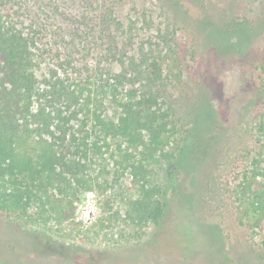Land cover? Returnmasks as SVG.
Wrapping results in <instances>:
<instances>
[{"label": "trees", "instance_id": "obj_1", "mask_svg": "<svg viewBox=\"0 0 264 264\" xmlns=\"http://www.w3.org/2000/svg\"><path fill=\"white\" fill-rule=\"evenodd\" d=\"M156 1L166 24L137 39L134 22L119 18L114 0H89L73 17L60 13L57 0H0V210L9 217L74 223L79 193L103 194L107 178L121 168L138 191L131 203L138 225L163 219L169 182L156 169L164 163L171 181L185 143L213 113L200 81L183 91L187 51L171 29L193 27L195 46L219 54L231 38L246 41L264 28V11L253 22L217 20L204 9L191 18L179 0ZM155 11L139 13L148 29ZM247 79L242 70L241 84ZM259 85L256 95L244 89L234 108L239 112L245 98L258 111L251 133L260 150L234 190L240 217L253 227L264 221V82ZM107 159L116 168H107Z\"/></svg>", "mask_w": 264, "mask_h": 264}, {"label": "rangeland", "instance_id": "obj_2", "mask_svg": "<svg viewBox=\"0 0 264 264\" xmlns=\"http://www.w3.org/2000/svg\"><path fill=\"white\" fill-rule=\"evenodd\" d=\"M87 1L57 3L60 13L73 17L81 14L80 6ZM179 2L191 18H199L204 9L217 20L227 15L253 22L264 11V0ZM113 3L120 19L134 22L136 38L142 33L153 36L156 27L166 24L156 0ZM143 7L156 9L149 29L138 19ZM189 18L184 19L190 21ZM60 22L64 21L60 18ZM55 26L56 22L51 28ZM174 28L171 30L177 41L184 43L182 49L187 51L189 64L183 91L192 90L194 82L200 81L213 113L207 125L196 133V140L185 143L187 148L180 154L171 181L166 179L164 163L156 165L157 177L169 182L163 219L157 225H138L136 211H131L138 191L130 172L120 168L116 176L107 178L110 185L103 194L98 189L79 193L72 209L77 225L70 219L46 222V217L26 221L0 210V264H264V221L253 227L252 221L240 217L238 202L234 201L236 185L248 169L251 156L260 150L257 137L251 133L256 106L244 98L243 108L239 112L234 108L244 89L250 90V95L259 94L255 87L264 82V28L255 29L246 41L231 38L219 54L205 49L207 45L195 46L193 27ZM151 41L154 42L152 37ZM242 70L248 76L243 84ZM179 137L176 140L183 143ZM105 164L112 170L116 168L112 159ZM85 191L95 193L97 213L94 223L81 229L75 219L76 203ZM207 230L213 234L208 235Z\"/></svg>", "mask_w": 264, "mask_h": 264}, {"label": "built area", "instance_id": "obj_3", "mask_svg": "<svg viewBox=\"0 0 264 264\" xmlns=\"http://www.w3.org/2000/svg\"><path fill=\"white\" fill-rule=\"evenodd\" d=\"M76 221L81 229L89 228L95 221L97 206L94 192L85 191L78 197L76 203Z\"/></svg>", "mask_w": 264, "mask_h": 264}]
</instances>
